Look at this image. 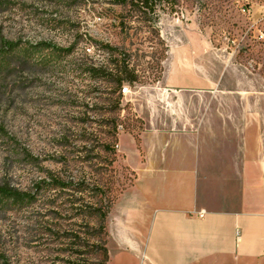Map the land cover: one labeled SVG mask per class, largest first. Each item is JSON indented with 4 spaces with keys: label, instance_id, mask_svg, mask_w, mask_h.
Returning a JSON list of instances; mask_svg holds the SVG:
<instances>
[{
    "label": "rangeland",
    "instance_id": "rangeland-1",
    "mask_svg": "<svg viewBox=\"0 0 264 264\" xmlns=\"http://www.w3.org/2000/svg\"><path fill=\"white\" fill-rule=\"evenodd\" d=\"M158 6L145 18L114 0H0V43L20 44L0 55V185L33 196L0 197V264H102L104 247L108 264H139L137 231L119 219L135 176L118 138L138 140L182 110L172 101L181 92L161 82L171 64L215 76L234 65L225 86L253 79L264 104V45L253 38L264 0ZM125 66L138 79L120 85Z\"/></svg>",
    "mask_w": 264,
    "mask_h": 264
},
{
    "label": "crops",
    "instance_id": "crops-1",
    "mask_svg": "<svg viewBox=\"0 0 264 264\" xmlns=\"http://www.w3.org/2000/svg\"><path fill=\"white\" fill-rule=\"evenodd\" d=\"M206 69L171 64L161 82L182 110L138 140L119 135L135 176L119 219L139 264H264V104L253 79L225 86L236 66Z\"/></svg>",
    "mask_w": 264,
    "mask_h": 264
},
{
    "label": "trees",
    "instance_id": "trees-1",
    "mask_svg": "<svg viewBox=\"0 0 264 264\" xmlns=\"http://www.w3.org/2000/svg\"><path fill=\"white\" fill-rule=\"evenodd\" d=\"M115 5L128 7L130 8L134 13L137 15H140L141 17L147 18L148 15H158V5H161L163 11H168L169 13L176 12L177 7L179 6V0H114ZM20 47V44L14 41L10 40H2L0 43V55H8L12 54L15 50H17ZM36 47H42L45 49H51L54 51L67 53L69 52L68 49H61L58 48L50 43L47 42H40L36 44ZM109 49L110 48L109 46ZM125 73L127 74V77L120 78L119 84L121 85L123 82L133 83L137 81V75L134 70L130 71L128 70V66H125ZM161 80V79H159ZM0 197L7 198V199H14V200H23L26 199H32L33 196L26 193V192H20L16 189H12L8 186H2L0 185ZM106 216V215H105ZM101 231L106 234L105 232V226L102 224ZM104 251V261L102 264H108L109 262V254L106 248H103Z\"/></svg>",
    "mask_w": 264,
    "mask_h": 264
},
{
    "label": "built area",
    "instance_id": "built-area-1",
    "mask_svg": "<svg viewBox=\"0 0 264 264\" xmlns=\"http://www.w3.org/2000/svg\"><path fill=\"white\" fill-rule=\"evenodd\" d=\"M246 10L244 9L243 12H245ZM264 20V15L262 17L259 18V20L255 21L253 24V27L255 28V32L253 35V38L258 41L261 45H264V31L258 27V23L262 22ZM122 94L125 96L127 94H129L131 92L130 87L129 86H123L122 88Z\"/></svg>",
    "mask_w": 264,
    "mask_h": 264
}]
</instances>
